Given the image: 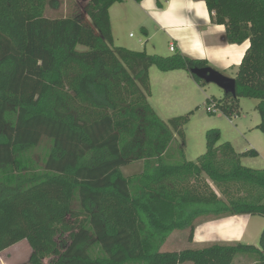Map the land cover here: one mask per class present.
I'll list each match as a JSON object with an SVG mask.
<instances>
[{
  "label": "trees",
  "instance_id": "16d2710c",
  "mask_svg": "<svg viewBox=\"0 0 264 264\" xmlns=\"http://www.w3.org/2000/svg\"><path fill=\"white\" fill-rule=\"evenodd\" d=\"M123 1L49 17L59 0H0V253L27 240L23 264H233L239 255L264 264V228L259 245L162 250L175 230L189 228L192 240L198 218L264 216V169L242 163L257 150L219 144L218 129L197 161L184 150L180 161L164 160L191 112L161 118L149 102L150 68L209 65L115 46L109 9ZM203 1L230 43L249 41L236 95L215 104L231 115L241 97L258 99L264 133V0ZM44 136L52 146L41 167L30 152ZM139 160L142 173L122 175Z\"/></svg>",
  "mask_w": 264,
  "mask_h": 264
},
{
  "label": "rangeland",
  "instance_id": "374dc122",
  "mask_svg": "<svg viewBox=\"0 0 264 264\" xmlns=\"http://www.w3.org/2000/svg\"><path fill=\"white\" fill-rule=\"evenodd\" d=\"M90 0H59V5L55 9L49 8L46 14L49 17H59L74 14L76 11H84ZM122 11H128L123 8ZM123 24V21L117 23L114 19V27L119 32L122 38L130 39V41H138L146 39L145 31L138 26L132 24ZM132 33V36L130 34ZM158 51H150L149 54H159L167 56L169 52L168 38L158 37ZM150 45H148L149 48ZM79 50L87 49L85 46L79 45ZM153 52V53H150ZM225 74L230 77L236 76V69H229ZM164 72L156 65L150 68V87L151 96L149 102L157 111V113L165 121L174 117L187 115L190 112V120L184 126V138L176 134L175 140L172 142L169 151L165 155L166 162H178L181 160V150H184L188 160L197 161L198 157L207 151V132L210 129H218L220 131L219 144L231 142L236 151L244 152L248 149L255 148L258 151L257 156H248L242 158V163L245 166L264 169V133L257 128L260 122V114L256 110L258 99L250 97H241L234 107L236 108L233 114L229 115L217 106L214 113L207 111V106H212L213 103H218L221 100L225 101V92L216 83H207L201 80L197 82L191 76L175 75L173 81L168 87H164ZM231 101V98H229ZM249 147V145H251ZM52 146L50 138L44 136L40 144L30 152V156L41 165L44 164V159ZM144 161L139 160L120 168L123 176H135L144 170ZM213 188L220 194L219 189L209 180ZM221 195V194H220ZM209 218L215 216L201 217L195 221L196 229L193 239L189 240L190 229L175 230L165 241L162 246L163 251H180L186 248H201L213 242H226L227 233H212L208 223ZM201 224V228H199ZM245 225L246 236L241 237V242L247 244L259 245L260 236L264 228V216L251 215L248 218L236 221L223 229L234 230L235 228L243 229ZM240 231V230H239ZM237 242V240H232ZM229 243V242H226ZM31 247L27 240L17 241L7 245L0 253V264H23L29 260ZM95 256H100L102 253L99 248H96L93 253ZM51 257L45 260V264H49ZM182 264H191L185 262ZM233 264H255V261L247 255L237 256Z\"/></svg>",
  "mask_w": 264,
  "mask_h": 264
},
{
  "label": "crops",
  "instance_id": "0c3cea01",
  "mask_svg": "<svg viewBox=\"0 0 264 264\" xmlns=\"http://www.w3.org/2000/svg\"><path fill=\"white\" fill-rule=\"evenodd\" d=\"M159 3H162V6ZM124 7H128V11H122ZM109 13L115 46L136 51L144 50L147 53H149L148 49L156 52L158 51V37L168 38L169 52L166 53L167 56L180 52L193 59L206 60L210 67L223 74H225L223 71L226 72L229 69H236L235 73H237L249 46V41L241 44L230 43L227 39L226 26L212 22L207 4L203 0H125L112 5ZM114 19L117 23L123 21L122 25L132 24L142 28L147 40L130 41V39L120 37L114 27ZM148 45H150L149 48ZM171 45H174V51L170 49ZM158 53L160 52L158 51ZM163 72L166 76L164 87L170 85L175 75L191 78V73L186 69ZM251 146L252 144L249 145V147ZM248 216L251 215L215 216V218H209L210 223L207 225L212 233L230 231L231 235L227 236L229 240L226 242H232L235 239L237 242H241V237L246 236L245 225L242 230L223 228L240 221V218L245 220ZM202 226L199 224V228Z\"/></svg>",
  "mask_w": 264,
  "mask_h": 264
},
{
  "label": "water",
  "instance_id": "95a60500",
  "mask_svg": "<svg viewBox=\"0 0 264 264\" xmlns=\"http://www.w3.org/2000/svg\"><path fill=\"white\" fill-rule=\"evenodd\" d=\"M191 74L207 83H216L220 86L225 94L236 95V80L210 66L196 67L191 70Z\"/></svg>",
  "mask_w": 264,
  "mask_h": 264
},
{
  "label": "built area",
  "instance_id": "2783aa9c",
  "mask_svg": "<svg viewBox=\"0 0 264 264\" xmlns=\"http://www.w3.org/2000/svg\"><path fill=\"white\" fill-rule=\"evenodd\" d=\"M170 49H171L172 51H174V50H175L174 45H171ZM216 110H217V105H216L215 103H213L212 106H211V105H210V106H207V111H208V112L214 113V112H216Z\"/></svg>",
  "mask_w": 264,
  "mask_h": 264
}]
</instances>
